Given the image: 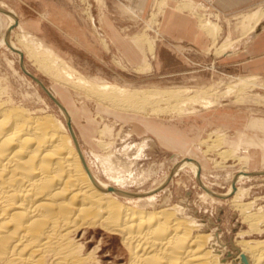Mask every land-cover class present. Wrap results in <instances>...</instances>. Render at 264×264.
<instances>
[{"label":"rangeland","instance_id":"rangeland-1","mask_svg":"<svg viewBox=\"0 0 264 264\" xmlns=\"http://www.w3.org/2000/svg\"><path fill=\"white\" fill-rule=\"evenodd\" d=\"M161 1L149 0L143 13L135 11L134 14L125 8L129 6L127 0H103V3L101 0H0V9H12L17 14L11 35L16 44L19 37L29 35L89 80L107 81L131 89L184 88L194 92L190 95L198 93L200 97L215 101V107L202 109L197 106L199 111L196 114L185 117L178 115L165 102L156 103L157 100L145 105L148 108L146 113L109 108L85 91L45 74L23 52L26 69L70 112V122L86 162L105 182L110 183L106 173L99 169L97 154L106 157L115 153L123 163H136L133 174L138 182H128L121 188L117 186L136 195L147 194L157 188L163 178L171 175L185 160L196 161L200 166L199 178L188 168L174 175L164 188L150 193L158 196L156 208H160L165 196L170 195L168 204L171 207H182L185 216L195 219L198 225L218 237L226 262L242 264L241 254H245L253 264L252 254L245 253L243 245L260 243L264 246V225L253 228L246 222L245 217L249 218L237 208L232 190L246 191L241 202L252 204L250 213H264V175L260 174L264 173V152L247 144L264 141V127L249 126L251 122L264 123V77L248 74L237 64L244 57L245 44L253 40L252 36L264 26V18L250 34L245 32L241 23L253 12L263 11L264 0H252L249 4L228 10L215 0L171 2H178L179 11L193 16L200 22V27L201 21L206 19L221 27L217 45L205 32L212 41V47L206 54H195L180 45H170L160 33L156 35L153 19L158 12L157 2ZM5 16L0 12V40L8 31ZM134 38L141 39L144 49L148 39L149 43H156V57L149 48L152 53L141 68L142 64L135 60L138 51L132 43ZM225 43L232 45L225 53L218 54L217 48ZM148 57L150 61L154 57L155 60L150 63ZM19 60L13 49L7 46L0 49L2 100L11 99L30 110H39L45 108L41 102L43 99L53 114L67 123L61 109L22 72ZM229 87L234 91L226 95ZM154 105L166 108L164 113L151 114ZM105 125L112 128L110 136L99 135ZM216 130L228 133V145L213 142ZM156 132L175 137L182 147L160 140ZM244 133L246 139L242 147L230 150L240 142ZM97 141L111 144L110 149L105 152ZM224 151L233 155L222 159ZM126 152H129V157L123 155ZM187 154L192 158L186 157ZM239 177L245 179L236 183ZM199 180L205 183L212 195L206 194ZM100 239L98 231L88 236L91 247ZM101 255L107 262L126 264L129 253L118 237L104 236Z\"/></svg>","mask_w":264,"mask_h":264},{"label":"bare ground","instance_id":"bare-ground-1","mask_svg":"<svg viewBox=\"0 0 264 264\" xmlns=\"http://www.w3.org/2000/svg\"><path fill=\"white\" fill-rule=\"evenodd\" d=\"M167 2H157L154 27ZM263 11L257 10L244 18L241 24L247 34L254 32L263 20ZM0 12L8 20V31L0 40V49L9 47L14 53H20L22 60L24 52L45 74L85 91L97 102L107 104L104 106L140 114L146 113V104L157 100L156 103H167L178 115L187 116L196 114L197 106L211 109L216 105L213 99L200 97L198 93L190 95L194 93L190 89H131L107 81L89 80L29 35L19 37L16 44L11 35L17 14L12 9H0ZM201 28L217 45L221 27L206 19L201 21ZM225 44L217 48L218 54L225 53L232 45ZM151 47L153 49V44ZM24 69L30 73L25 66ZM233 91L234 88L229 87L226 95ZM1 96L0 264H117L107 262L101 255L104 236L121 240L129 253L126 264H229L220 251L223 245L214 233L207 232L195 219L185 216L182 207H171L168 204L170 195L165 196L160 208H156L158 196L150 194L188 168L199 178L200 166L196 161L185 160L178 164L171 175L165 176L157 188L147 194L123 191L120 188L128 182H138L133 174L136 163H123L115 153L106 157L95 155L100 162L99 169L110 181L105 182L86 162L70 122V112L53 95L63 106V118L71 125L79 151L67 123L53 114L43 99L45 108L30 110L11 99L4 101ZM165 109L154 105L150 113L159 115ZM110 127L105 125L99 135L110 136ZM223 137V134H217L213 142L223 145ZM97 143L105 152L110 149L111 144L105 141ZM123 155L126 157L129 152ZM221 155L226 159L233 153L224 151ZM244 179L239 177L236 183ZM199 181L206 194L212 195L205 183ZM232 191L237 208L249 218L248 221L245 217L246 222L253 228L264 225V213H250L252 204L241 202L246 191L239 188ZM93 231L100 232L102 239L91 247L88 236ZM243 246L245 253L252 254L253 264H264V246L260 243ZM241 255L251 264L247 255Z\"/></svg>","mask_w":264,"mask_h":264},{"label":"crops","instance_id":"crops-1","mask_svg":"<svg viewBox=\"0 0 264 264\" xmlns=\"http://www.w3.org/2000/svg\"><path fill=\"white\" fill-rule=\"evenodd\" d=\"M127 1H129V6H126L125 8L132 14H134L135 11H138L139 13H143L149 3V0H127ZM173 1L174 0H168L162 15L158 18V25L156 26L154 32L156 33V35L160 33L162 39L165 42L169 43L170 45L177 44L189 49L191 52L195 54H206L207 51L212 47L211 39L200 27V22L196 21V19L193 16L186 15L180 12L178 9L179 7L178 2H175L176 4L175 3L170 4ZM101 2L103 3V0H101ZM215 2L222 8L228 10L239 5H245L247 3L249 4L250 2H252V0H215ZM151 20L152 19L150 17V23ZM252 39L253 40L245 44L243 50V53H245L244 57L241 60V62L240 61L238 62L237 65L241 66L244 72L248 74L264 77V26L261 27L252 36ZM148 40L146 41L147 43L145 42L146 43L145 49L142 47L141 39L134 38L132 40V43L134 44V46L138 51V55L136 56L135 60L137 62H140V64H142L139 66V68L145 65L147 56H150V54L152 53L149 51V48L150 50L155 52V57H156V43L154 41L152 43H149ZM151 44H153V49L151 47ZM227 56H230V54L229 55L227 54ZM155 57L151 58V61L155 60ZM148 61L151 63L149 57H148ZM151 69H152V64H151ZM258 125H262L264 127V123L260 121L251 122L249 126L251 128H255ZM218 133H220L221 135L223 134L224 136L222 140V144L224 146L228 145L229 142L228 133L222 130H216L213 132V134H218ZM156 134L158 135L160 140H163L164 142H168L172 146H176L179 144L177 142L178 140L175 137L169 136L167 134L163 135L159 132H156ZM215 136L217 137V135ZM245 139H246V134L244 133L240 137L239 140L240 142H237L235 148H231L230 150H236L242 147ZM247 144L249 147H255L258 149L260 148L264 152V141L261 142L260 144L254 141L247 142ZM179 146L181 145L179 144ZM181 156L184 155L182 154ZM185 156L190 157L189 154ZM250 162H251V156L249 157V163ZM263 162H264V157H263Z\"/></svg>","mask_w":264,"mask_h":264},{"label":"water","instance_id":"water-1","mask_svg":"<svg viewBox=\"0 0 264 264\" xmlns=\"http://www.w3.org/2000/svg\"><path fill=\"white\" fill-rule=\"evenodd\" d=\"M19 56H20V62H19V64H20V67H21V70H22V72L26 75V76H28L33 82H35L40 88H41V90L45 93V95L59 108V109H61V110H63L64 111V109H63V106L49 93V91L45 88V86L43 85V83L37 78V77H35L34 75H32V74H30V73H28L25 69H24V65H23V60H22V55L19 53ZM67 125H68V128H69V130H70V133H71V136H72V139H73V141H74V144H75V146H76V148H77V150L79 151V147H78V145H77V140H76V138H75V134L73 133V130H72V128H71V125L69 124V123H67ZM262 175H264V173L262 174ZM241 263L242 264H248V261H247V259H246V257L244 256V255H241Z\"/></svg>","mask_w":264,"mask_h":264}]
</instances>
